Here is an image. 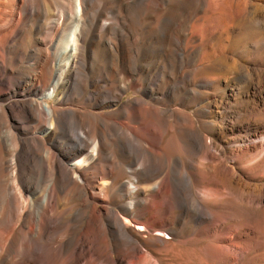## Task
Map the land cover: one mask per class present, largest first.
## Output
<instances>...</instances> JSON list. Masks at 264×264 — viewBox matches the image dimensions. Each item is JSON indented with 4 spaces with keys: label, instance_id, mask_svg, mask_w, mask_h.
<instances>
[{
    "label": "bare ground",
    "instance_id": "obj_1",
    "mask_svg": "<svg viewBox=\"0 0 264 264\" xmlns=\"http://www.w3.org/2000/svg\"><path fill=\"white\" fill-rule=\"evenodd\" d=\"M0 264H264V0H0Z\"/></svg>",
    "mask_w": 264,
    "mask_h": 264
},
{
    "label": "rangeland",
    "instance_id": "obj_2",
    "mask_svg": "<svg viewBox=\"0 0 264 264\" xmlns=\"http://www.w3.org/2000/svg\"><path fill=\"white\" fill-rule=\"evenodd\" d=\"M102 1L104 4L108 3V0H102ZM68 25H69V21L64 22L62 27L60 28V30L51 35V40L54 44H57L58 41L62 40V37L64 36L63 30L66 27H68ZM39 37H41V35ZM89 41H90V39H88L86 41V44H88ZM101 48L102 47H99L98 50L95 51L96 54L92 58H89V60H88L90 65H92L91 67L89 66V68L86 72V78H87L88 82H90L92 80L107 77V75H109V73L111 72L109 60L107 59L105 53L103 52V49H101ZM79 75L82 76V74H79ZM5 89H7V87ZM86 91L87 92L90 91L89 83L87 84ZM86 96L87 95H82L81 93H77L75 95L74 99L82 100V99H85ZM136 97H139V96L137 94H135L133 91H128L122 95L121 99L119 100V102L116 105L112 106L111 108L104 109V110H102L100 112H96V113L99 115L100 114H106L109 111L118 107L120 104H122L128 100L134 99ZM87 109L92 110V108H87ZM90 121L93 123H99L98 121H104L105 122V121H107V117L104 116L103 118H101L99 120L97 118L91 117ZM239 124H241V123H239ZM104 206H106L107 209H110V210L113 209L108 204H105ZM141 249L144 250V248H142V247H141Z\"/></svg>",
    "mask_w": 264,
    "mask_h": 264
}]
</instances>
